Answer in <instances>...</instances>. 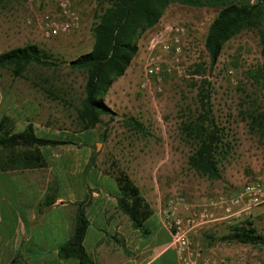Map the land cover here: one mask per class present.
Instances as JSON below:
<instances>
[{"label": "rangeland", "instance_id": "obj_1", "mask_svg": "<svg viewBox=\"0 0 264 264\" xmlns=\"http://www.w3.org/2000/svg\"><path fill=\"white\" fill-rule=\"evenodd\" d=\"M232 1L247 0H222L217 7L206 8L172 5L158 27L142 37L137 57L105 97L113 115L103 116L89 132L94 136L91 148L97 155L93 173L112 175L121 170L135 183L155 179L164 201L177 194L188 199V189L195 193L221 190L223 186H218L221 183L201 177L189 168L188 161L196 145L180 132L181 124L197 110L196 85L204 80L211 85L216 117L225 124L230 122L237 140L233 159L222 167L225 181L231 182L235 176L245 180L252 176L253 159L258 167L264 166V137L258 133L259 128H254L256 134L252 133V120L246 121L252 107H264V50L259 36L253 31L232 39L214 67L205 48L210 25L223 6ZM97 11L98 5L93 0H0V55L32 45L48 53L56 63L52 68L31 64L21 77H14L13 69H0V114L6 113L12 101L57 102L58 109L60 105L63 107V121L56 123L64 132L63 139L82 134L78 110L85 99L87 77L85 72L71 70L69 63L92 50ZM53 23L59 28L56 36L51 34ZM174 26L186 27L192 36L179 56L152 46L158 32ZM197 65L205 69L202 76L194 75ZM256 72L262 73L257 81L248 75ZM132 120L143 126L142 134L133 128ZM82 173L81 165V180ZM42 178L52 180L54 174L45 170ZM255 180L250 178L246 185ZM229 181L223 189H231ZM210 197L218 198L220 194L213 193ZM4 210L7 211V202ZM257 224L264 233V219ZM218 244L241 259L246 257L247 264H264V247Z\"/></svg>", "mask_w": 264, "mask_h": 264}, {"label": "crops", "instance_id": "obj_2", "mask_svg": "<svg viewBox=\"0 0 264 264\" xmlns=\"http://www.w3.org/2000/svg\"><path fill=\"white\" fill-rule=\"evenodd\" d=\"M3 117L13 121L14 133H22L32 125L38 138L66 141L64 132L56 124L63 121V107L60 105L58 109L57 102L12 101L6 113L0 114V121ZM86 136L87 140H83ZM93 140L90 133H76L68 135L71 145L41 148L47 168L33 169L24 157L16 161L12 156L9 159L2 156L0 264H81L76 259L59 257V249L75 232L81 208L88 221L84 246L93 264H180L176 252L170 248L171 235L165 228L163 216L167 200L164 201L157 190L156 180L136 182L153 210V216L145 223L150 235L144 238L133 228L128 216L119 210L118 188L112 175L93 173V165L87 170L95 155L91 148ZM244 146L245 143L241 150ZM253 161L254 174L246 180L235 176L231 182L227 180L231 189H223L228 184L222 177L213 182L221 183L218 186L223 188L212 193H195L188 189L187 201L196 208H205L209 203L229 199L231 193L230 199L239 197L250 178L264 184V166L258 167L256 160ZM81 165L82 180L79 177ZM45 170L54 174L52 180L42 178ZM213 193L220 197L211 198ZM5 202L7 211L4 210ZM246 203L233 208L230 216L221 209H209L212 219L191 235L192 245L209 259L232 257L238 263H247L246 257L241 259L237 253L220 248L219 244L209 245L206 240L208 235L227 234L229 226L241 222L249 221L260 231L257 223L264 219V205L244 213Z\"/></svg>", "mask_w": 264, "mask_h": 264}, {"label": "trees", "instance_id": "obj_3", "mask_svg": "<svg viewBox=\"0 0 264 264\" xmlns=\"http://www.w3.org/2000/svg\"><path fill=\"white\" fill-rule=\"evenodd\" d=\"M98 5L96 23L93 28L94 46L92 50L69 63L73 71L86 73L85 99L78 110V121L82 133H89L101 122L103 116L113 115L105 104V97L113 84L124 77L139 53V42L150 30L155 28L172 5L189 8L217 7L222 0H93ZM255 31L264 50V0L252 4L247 1H232L223 6L209 27L205 48L210 65L214 67L227 43L244 32ZM36 64L41 67H56L54 59L37 46H26L4 52L0 55V69H13L14 77H21L26 68ZM205 73L203 65L195 67L194 75ZM256 81L262 73H249ZM258 76V77H257ZM198 88L197 110L193 117L185 120L180 127L181 135L196 145L188 161L195 173L210 181L223 177L222 167L233 159L237 147L230 122L219 120L213 110L211 86L207 80L196 85ZM252 120L251 132L264 137V107H252L246 121ZM133 128L143 133V126L132 120ZM13 121L3 117L0 121V161L3 157H23L30 161L31 168H47L41 153L43 147L71 145L70 141H54L38 138L32 125L24 132L14 133ZM3 156V157H2ZM96 154L89 167L93 165ZM118 188V207L144 238L150 233L145 223L153 216V210L140 188L124 171L112 174ZM88 221L84 210L79 211L77 226L70 240L59 249L63 260L76 259L81 264H93L84 241ZM209 245L240 244L252 247H264V234L251 222H241L229 227L223 236L206 237Z\"/></svg>", "mask_w": 264, "mask_h": 264}, {"label": "built area", "instance_id": "obj_4", "mask_svg": "<svg viewBox=\"0 0 264 264\" xmlns=\"http://www.w3.org/2000/svg\"><path fill=\"white\" fill-rule=\"evenodd\" d=\"M258 0H251L254 4ZM58 26L52 24V36L58 35ZM192 36L189 29L184 26H174L158 32L152 41V46H159L164 52L174 51L179 56L184 53L183 49L186 42H190ZM247 201L243 212L264 205V184L255 180L247 184L242 194L236 198H229L222 202L209 203L205 208H196L187 199L177 194L166 202L164 216L165 228L171 235L170 248L173 249L178 257L180 264H247L228 259H209L197 250L191 243V235L202 225L212 219V212L209 209H221L228 216L233 215V208L238 207ZM183 209V210H182ZM184 212V213H183Z\"/></svg>", "mask_w": 264, "mask_h": 264}]
</instances>
